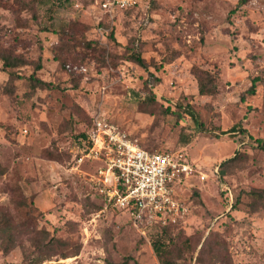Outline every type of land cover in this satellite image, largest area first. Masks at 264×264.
<instances>
[{
	"label": "rangeland",
	"instance_id": "374dc122",
	"mask_svg": "<svg viewBox=\"0 0 264 264\" xmlns=\"http://www.w3.org/2000/svg\"><path fill=\"white\" fill-rule=\"evenodd\" d=\"M196 69L216 76L215 95L198 94ZM32 74L46 85L32 90ZM96 119L191 165L174 190L183 218L136 228L107 203L104 163L87 156ZM261 143L264 0L112 14L94 0H0V264H160L156 240L173 264H264Z\"/></svg>",
	"mask_w": 264,
	"mask_h": 264
},
{
	"label": "built area",
	"instance_id": "2783aa9c",
	"mask_svg": "<svg viewBox=\"0 0 264 264\" xmlns=\"http://www.w3.org/2000/svg\"><path fill=\"white\" fill-rule=\"evenodd\" d=\"M104 12L129 10L140 0H94ZM89 154L104 165L97 171L99 192L113 208L128 213L136 228L168 225L183 218L187 208L175 193L192 172L191 165L169 153L149 152L117 127L94 121Z\"/></svg>",
	"mask_w": 264,
	"mask_h": 264
},
{
	"label": "trees",
	"instance_id": "16d2710c",
	"mask_svg": "<svg viewBox=\"0 0 264 264\" xmlns=\"http://www.w3.org/2000/svg\"><path fill=\"white\" fill-rule=\"evenodd\" d=\"M136 8V7H135ZM135 8H132V9H129L127 11H130V10H133ZM129 58L131 60H133L135 63H137L139 66L143 67V68H146V62L144 61V59L140 56V54L136 51H132L129 53ZM13 58H7V57H3L2 60H3V65L4 66H7V69H8V78H9V81H12V79L16 78L17 75L15 73H13L11 70H10V67L13 66L14 63ZM14 62L15 63H18L19 60L15 57L14 58ZM38 69V68H37ZM194 76L197 80V89H198V94L199 95H210V96H213L216 94L217 92V84H216V76L212 75L211 73H209L208 71H201V70H198L196 69L194 71ZM30 81V86H31V89H35L37 87V85H42V86H45L46 83H44L43 81H40L39 79H37L36 77H34V75L32 74V76L29 77L28 79ZM258 79L255 78L253 79V83L251 85V87L247 90V93L249 94H254V86H255V82L257 81ZM190 116H194V113L192 111H189L188 113ZM239 128L237 127H232L230 130L228 131H225V132H222V134H235L236 131L238 130ZM242 132V131H241ZM84 138H86V135L85 133H82ZM259 147H261L262 149H264V143H261V145H259ZM147 150V149H145ZM149 152H155L153 150H147ZM233 161V158H230L226 161H224L222 164H225L227 162H231ZM252 195L258 199L259 201H262L263 202V205H264V189H256V190H253L252 192ZM159 226H162V225H159ZM168 226V225H167ZM161 231L162 230H165L166 229V226H162L161 227ZM43 239H41L40 241H35V243L37 244V248L45 250V247H49L51 249V242H48V246H43L41 247V245L43 244ZM164 243L163 242H160L158 240L156 241H152L151 242V247H152V250L155 254V256L157 257V259L159 260L160 264H173L171 263V261L169 260H165V259H162V252H161V248H162V245ZM10 247L8 248H5V252L8 251ZM51 256V253L49 254ZM49 257V256H47Z\"/></svg>",
	"mask_w": 264,
	"mask_h": 264
}]
</instances>
